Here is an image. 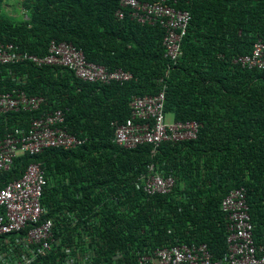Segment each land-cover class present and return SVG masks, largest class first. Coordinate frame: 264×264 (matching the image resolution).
Returning <instances> with one entry per match:
<instances>
[{
    "label": "trees",
    "instance_id": "16d2710c",
    "mask_svg": "<svg viewBox=\"0 0 264 264\" xmlns=\"http://www.w3.org/2000/svg\"><path fill=\"white\" fill-rule=\"evenodd\" d=\"M0 0V41L44 56L52 40L67 41L90 62L122 68L125 83L87 82L73 70L25 61L0 65V91L21 89L44 98L35 111L0 113V137L33 118L62 109L66 127L85 142L47 148L15 159L3 178H17L31 162L47 173L45 218L60 241L73 245L89 264L131 262L137 251L206 243L215 260L228 250L223 198L245 187L257 245H264V73L234 62L264 38V0H177L191 20L183 54L164 57L163 29L119 19L120 0H21L26 17L7 14ZM167 71H169L167 75ZM165 78V112L177 121L201 123L196 139L134 149L113 142L116 127L131 115L134 95L155 94ZM175 180L167 194L149 195L142 182L148 165ZM58 253V254H56ZM46 262V260L44 261Z\"/></svg>",
    "mask_w": 264,
    "mask_h": 264
},
{
    "label": "built area",
    "instance_id": "2783aa9c",
    "mask_svg": "<svg viewBox=\"0 0 264 264\" xmlns=\"http://www.w3.org/2000/svg\"><path fill=\"white\" fill-rule=\"evenodd\" d=\"M176 3L177 0H120L115 13L119 19L129 17L163 29L164 57L169 68L183 54L182 42L191 20V13L176 8ZM25 61L39 66L67 67L87 82L125 83L134 78L131 71L109 70L88 61L82 50L67 41L52 40L44 56L21 50L14 42L0 41V65ZM234 62L242 68H257L264 73V38L254 43L250 54L238 56ZM159 82L162 83L159 92L134 95L129 103L130 117L122 123L113 122L115 144L127 149L151 144L155 153L163 142L198 137L199 121L167 119L165 78H160ZM43 101V97L29 95L21 89L0 91V113L35 111ZM65 123V112L55 109L33 118L27 128L14 127L0 137V264H89L88 258L68 243L62 244L55 262L49 258L61 243L54 233L53 220L44 217L42 196L48 179L42 163L31 162L17 178H3L19 156L40 154L52 147L70 149L83 144L85 140L71 133ZM141 178L149 195L167 194L175 185L174 178L157 171L154 163L148 165V172ZM221 207L226 214L228 230V250L222 259L215 260L206 243L182 242L159 247L150 253L137 251L131 262L120 261L122 254L118 252L111 264H264V245L255 242L246 188L230 190Z\"/></svg>",
    "mask_w": 264,
    "mask_h": 264
},
{
    "label": "rangeland",
    "instance_id": "374dc122",
    "mask_svg": "<svg viewBox=\"0 0 264 264\" xmlns=\"http://www.w3.org/2000/svg\"><path fill=\"white\" fill-rule=\"evenodd\" d=\"M7 1H10L8 4L4 5V10L7 14L14 17H19V16L26 17V13L21 4V0H7ZM172 118L173 116L171 114L167 115L168 120H171Z\"/></svg>",
    "mask_w": 264,
    "mask_h": 264
}]
</instances>
